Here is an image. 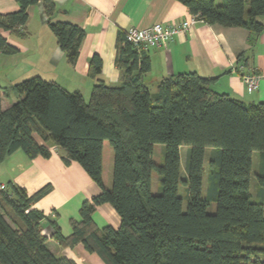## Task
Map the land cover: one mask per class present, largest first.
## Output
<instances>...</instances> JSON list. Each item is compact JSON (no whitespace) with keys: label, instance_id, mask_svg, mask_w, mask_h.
<instances>
[{"label":"trees","instance_id":"16d2710c","mask_svg":"<svg viewBox=\"0 0 264 264\" xmlns=\"http://www.w3.org/2000/svg\"><path fill=\"white\" fill-rule=\"evenodd\" d=\"M178 1L207 23L246 28L252 40L264 30V0ZM18 2V11L0 13V27L24 36L20 28L28 21V7L42 2L58 46L75 65L85 29L54 22V0ZM0 49L16 51L2 35ZM116 50L121 83L100 77L103 60L93 54L89 76L96 82L88 100L81 91L39 75L9 87L0 84V162L19 149L30 158L50 157L56 146L66 163L79 162L102 187L84 201L81 219H72V233L64 236L56 215L50 218L32 206L49 187L29 194L13 181L6 184L0 191V264H76L49 249L45 222L60 245L82 243L107 264H264V102L220 93L212 78L195 71L165 77L152 90L145 81L150 58L128 40L127 30L119 31ZM10 92L17 101L3 109L2 95ZM106 140L113 152L108 188L102 176ZM156 143L164 145L161 164L153 159ZM182 146L187 147L184 168ZM153 170L158 193H152ZM102 203L116 209L118 227L98 228L93 214Z\"/></svg>","mask_w":264,"mask_h":264},{"label":"crops","instance_id":"0c3cea01","mask_svg":"<svg viewBox=\"0 0 264 264\" xmlns=\"http://www.w3.org/2000/svg\"><path fill=\"white\" fill-rule=\"evenodd\" d=\"M54 22H70L83 27L86 35L80 48L77 63L71 65L66 53L58 46L42 2L28 7V21L21 26L24 36L0 27L16 51L4 53L0 49V84L12 86L24 79L39 75L55 80L71 91L79 90L88 100L96 80L89 76V60L97 53L103 60L100 77L108 84L122 81V71L116 63V42L120 30L130 27L144 28L155 23L179 24L189 18V8L178 0H54ZM20 9L18 0H0V13ZM150 58L151 69L145 81L155 90L165 77L180 72L195 71L212 78V88L220 93L246 102H264V30L252 40L249 31L241 26L210 24L199 20L186 31L180 32L161 47H151L144 52ZM260 73L257 90L249 92L243 75ZM2 95L1 105L8 108L17 101L10 92ZM109 141L103 147V183L110 187L112 154ZM111 147V146H110ZM64 151L52 147L50 157L30 158L23 150H16L0 162V185L15 182L29 194L45 187L48 192L32 206L43 211L59 224L62 234L72 233L71 220H80L84 201L101 193L96 183L77 161L66 163ZM1 191V188H0ZM93 219L98 228L107 225L118 227L120 215L110 203L96 207ZM47 246L56 255L73 259L76 264H107L98 253L89 252L82 243L73 247L62 246L52 236L54 228L43 224Z\"/></svg>","mask_w":264,"mask_h":264},{"label":"built area","instance_id":"2783aa9c","mask_svg":"<svg viewBox=\"0 0 264 264\" xmlns=\"http://www.w3.org/2000/svg\"><path fill=\"white\" fill-rule=\"evenodd\" d=\"M199 20L197 15L192 14L179 24H163L158 22L144 28L130 27L127 30V38L131 43L143 50L151 47H161L164 43L171 40L174 35L186 31ZM261 76L262 75L258 72L243 75L244 82L247 84L249 92H253L259 88ZM5 187L6 184L0 185L1 189ZM54 215L53 213V216Z\"/></svg>","mask_w":264,"mask_h":264},{"label":"rangeland","instance_id":"374dc122","mask_svg":"<svg viewBox=\"0 0 264 264\" xmlns=\"http://www.w3.org/2000/svg\"><path fill=\"white\" fill-rule=\"evenodd\" d=\"M260 20H264V17H261ZM109 153L112 154V149L109 145ZM208 155H209V150L206 151V155H205V159H204V168H205V173H204V186H206V175H207V166H208ZM153 159L156 163L161 164L163 162L164 159V145L161 143H156L154 144V148H153ZM186 159H187V147L186 146H182L181 148V164L182 167L184 168L185 163H186ZM112 161V165H113V159ZM258 161H259V152H254L253 154V170H257L258 169ZM112 174V172H111ZM110 181H112V175H110ZM111 186V185H110ZM255 188H256V182L254 179H252V183H251V189L252 192H255ZM161 191V187H160V183H159V177L158 174L156 172V170L152 171V193H158ZM181 191V190H180ZM255 198H252V200H254ZM185 206H187V202L185 201ZM216 210V203L212 202L210 205V211L211 212H215ZM55 214V213H54Z\"/></svg>","mask_w":264,"mask_h":264}]
</instances>
